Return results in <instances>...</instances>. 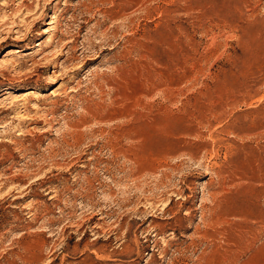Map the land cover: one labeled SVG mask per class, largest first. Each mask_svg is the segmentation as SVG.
<instances>
[{"label":"rangeland","instance_id":"1","mask_svg":"<svg viewBox=\"0 0 264 264\" xmlns=\"http://www.w3.org/2000/svg\"><path fill=\"white\" fill-rule=\"evenodd\" d=\"M0 264H264V0H0Z\"/></svg>","mask_w":264,"mask_h":264},{"label":"bare ground","instance_id":"2","mask_svg":"<svg viewBox=\"0 0 264 264\" xmlns=\"http://www.w3.org/2000/svg\"><path fill=\"white\" fill-rule=\"evenodd\" d=\"M39 45V44H38ZM19 47V48H18ZM17 48H15V49H12V50H10L9 52H8V55L10 54H17V53H19L22 49H20L21 48V46H18ZM20 54V53H19ZM17 56V55H16ZM9 57H14V56H9ZM9 60H11V59H9ZM12 61V60H11Z\"/></svg>","mask_w":264,"mask_h":264}]
</instances>
